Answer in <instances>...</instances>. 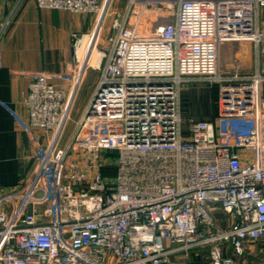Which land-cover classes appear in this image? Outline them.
Masks as SVG:
<instances>
[{"label":"built area","instance_id":"1","mask_svg":"<svg viewBox=\"0 0 264 264\" xmlns=\"http://www.w3.org/2000/svg\"><path fill=\"white\" fill-rule=\"evenodd\" d=\"M34 1L94 16V26L71 37L73 68L59 78L67 89L45 74L28 84L24 129L36 161L20 188L0 196V264H167L199 247L211 264H232L227 251L242 256L264 240V76L218 70L223 42H264L256 27L264 0H129L106 41L113 0ZM148 5H166L172 21L139 34ZM89 70L97 83L63 140ZM190 82L215 85L216 113L183 134L179 94ZM106 152L115 154L110 181L101 172Z\"/></svg>","mask_w":264,"mask_h":264},{"label":"crops","instance_id":"2","mask_svg":"<svg viewBox=\"0 0 264 264\" xmlns=\"http://www.w3.org/2000/svg\"><path fill=\"white\" fill-rule=\"evenodd\" d=\"M0 21H7L0 35L2 196L20 188L35 167V147L24 129L27 122L25 102L28 84L35 75L45 74L52 83L66 89L69 87L68 80L59 78H68L73 68L71 37L74 34L90 33L94 26V16L40 9L34 0H0ZM256 27L264 36V7L257 11ZM218 70L222 75L238 73L247 76L258 72L264 76V42H223L218 50ZM89 74L90 72L77 95L78 101L84 94L87 95L82 111L97 83L92 88H87ZM261 97L264 100V82L261 86ZM179 101L182 123L192 118L209 121L216 113L217 89H212L206 83H186L180 89ZM189 112L194 116H186L190 115ZM35 134L38 142L46 145L47 135L41 130H37ZM101 172L107 177L106 165ZM2 208L9 212L6 205ZM211 214L219 228L226 226V220L219 210L214 209ZM227 254L231 256L232 264H264V240L247 245L242 256H235L231 251H227ZM167 264H211V261L208 248L199 247L187 252H175L169 257Z\"/></svg>","mask_w":264,"mask_h":264},{"label":"rangeland","instance_id":"3","mask_svg":"<svg viewBox=\"0 0 264 264\" xmlns=\"http://www.w3.org/2000/svg\"><path fill=\"white\" fill-rule=\"evenodd\" d=\"M129 4V0H113L112 3H111V6L108 10V14L105 18V22H104V26H103V29L101 31V35H100V40H105L111 36L113 34V31L111 30V22L113 20V18L115 17V14L114 13H121L125 11L126 7L128 6ZM147 9V12H149V14H151L150 17L148 18H145L146 20H142L140 21L141 25L138 29L139 31V34H146L148 32V30H152L154 29L155 27L157 26H160V25H163L165 23H168V22H171L172 21V11L170 10H167L166 8V5H148L146 7ZM137 9H139V6H135L134 7V11H137ZM132 18H131V21L133 22V20L135 19V15L134 14H131L130 15ZM148 19V20H147ZM108 46H109V43H107L106 45V49H108ZM101 49V46L100 47H97L95 48L94 52H96L97 50ZM90 74L88 76V80H87V88H92L95 83L97 82V79H98V72L95 71V70H89ZM212 89H214L215 85L213 84H208ZM87 95L85 96V94L83 95V98L80 97L79 101H78V97L76 99V102H75V105H74V109H73V112H72V116H71V121L69 122L68 126H67V129H66V132H65V135H64V138L63 140H65L69 133L71 132L75 122L77 121L82 109H83V102H84V98H86ZM215 103V101H214ZM190 115H186V116H194V114L192 113H188ZM189 121H194V122H197L199 120H196V119H190V120H185L183 121L184 123H182V126H184V129H183V134H185V127H186V124L187 122ZM103 152H100V154H102ZM83 155L82 152H72L71 153V156L74 157V158H77L79 159L80 156ZM107 160H108V165H106V168H107V179H109V181L111 180V178H113V176L115 175V168H114V160H115V154L112 153V152H106L105 156H104Z\"/></svg>","mask_w":264,"mask_h":264},{"label":"bare ground","instance_id":"4","mask_svg":"<svg viewBox=\"0 0 264 264\" xmlns=\"http://www.w3.org/2000/svg\"><path fill=\"white\" fill-rule=\"evenodd\" d=\"M85 46H84V42H83L82 47L78 50L79 57H81L84 54ZM98 62H99V54L96 52L94 55H92L91 65L96 66L98 64Z\"/></svg>","mask_w":264,"mask_h":264}]
</instances>
